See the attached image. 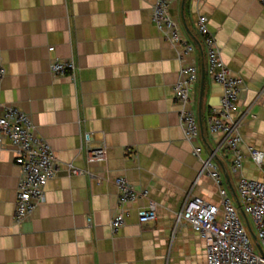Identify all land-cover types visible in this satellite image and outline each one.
Instances as JSON below:
<instances>
[{"label":"crops","instance_id":"obj_1","mask_svg":"<svg viewBox=\"0 0 264 264\" xmlns=\"http://www.w3.org/2000/svg\"><path fill=\"white\" fill-rule=\"evenodd\" d=\"M155 2L0 0V56L7 70L0 115L6 106L26 112L59 163L44 201L17 222L21 168L10 143L0 145V264H207L204 239L176 220L189 191L220 199L193 152L195 144L206 155L216 148L220 136L208 118L223 94L209 72L197 20L208 17L223 60L244 80L238 99L240 110H249L244 148L264 151V8L258 0H175L171 14L193 46L184 53L153 22ZM57 58H74L75 79L52 73ZM182 64L198 71L193 109L201 135L195 144L184 136L173 98ZM90 148H103L105 159L89 161ZM214 161L235 194L240 174L232 171L231 157L218 152ZM71 165L86 172L75 174ZM253 165L259 174L249 169ZM242 174L262 178L264 160L258 166L246 159ZM117 176L148 193L126 205V222L113 232ZM151 203L157 218L141 223L139 211Z\"/></svg>","mask_w":264,"mask_h":264},{"label":"built area","instance_id":"obj_2","mask_svg":"<svg viewBox=\"0 0 264 264\" xmlns=\"http://www.w3.org/2000/svg\"><path fill=\"white\" fill-rule=\"evenodd\" d=\"M175 0H156L153 6L152 20L162 35L175 45H180L184 53L193 51V46L183 36L177 20L170 11ZM264 8V0H258ZM197 29L202 35L209 60V72L212 79L223 87L221 104L214 108L208 118L213 134L220 136L215 149L204 153L203 146L195 144L201 130L193 107V92L198 81L195 65L182 64L179 80L173 86L174 101L180 106L179 124L185 138L193 146V152L201 162V174L211 178L218 189L219 202H211L193 191H189L182 208L178 211L177 222H187L205 241L207 264H264V176L251 178L242 174L244 162L251 158L258 166L263 164L264 151L254 146L244 148L243 124L249 110L241 111L238 99L244 89V80L233 74L221 56V49L214 33L208 25V17L201 14L197 20ZM53 74H69L75 79L78 66L74 58L55 59L50 64ZM7 70L0 56V89ZM36 126L30 116L15 106H6L0 115V145L8 141L16 151L15 161L21 168L17 186L14 218L17 222L27 219L34 209L45 199L47 182L55 177L59 163L51 145L36 134ZM91 134H85L90 141ZM133 152L132 149L127 150ZM218 152L231 157V169L239 173L236 181V199L232 198L218 164L214 161ZM103 148H90L89 161H103ZM75 174L86 171L71 165ZM118 209L110 220L113 232L124 226L127 217L126 205L134 202L148 192L138 190L125 176H117ZM246 218L244 224L242 216ZM255 227L253 230L248 218ZM157 218V208L151 203L148 208L139 211L141 223Z\"/></svg>","mask_w":264,"mask_h":264},{"label":"rangeland","instance_id":"obj_3","mask_svg":"<svg viewBox=\"0 0 264 264\" xmlns=\"http://www.w3.org/2000/svg\"><path fill=\"white\" fill-rule=\"evenodd\" d=\"M249 169H250V170H253V171H254L255 173H257V174H259V172H260V171L255 167V165H253V166H249ZM230 194H231L232 198L234 199V201L237 203V199H236L235 194H234L232 191H230ZM241 216H242V215H241ZM242 219H243L244 224H246V223H247L246 218H245L244 216H242ZM248 219H249V222L251 223V226H252L253 230L256 231V230H255V227H254V225H253V223H252L251 218L249 217Z\"/></svg>","mask_w":264,"mask_h":264}]
</instances>
